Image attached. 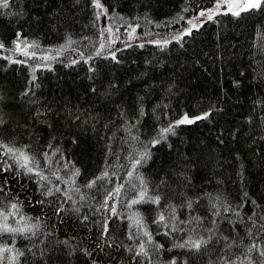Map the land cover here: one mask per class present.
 Wrapping results in <instances>:
<instances>
[{"label": "snow or ice", "instance_id": "snow-or-ice-1", "mask_svg": "<svg viewBox=\"0 0 264 264\" xmlns=\"http://www.w3.org/2000/svg\"><path fill=\"white\" fill-rule=\"evenodd\" d=\"M11 6L10 0H0V7L7 9ZM74 7L77 9L80 7L79 0H76L75 5H68L69 12H72ZM84 7L90 9L93 25L98 24L102 18L107 22L99 27V45L94 47L92 54H87L77 47L75 49L77 58L69 59L67 62L75 65L82 57L88 63V78L92 81L89 88L91 95L111 98L121 85L115 77L108 75V66L105 65L102 71L93 62L94 58H110L116 62L111 67L120 64L118 56L120 49L115 47L116 41L121 39L119 35L121 28L117 22L126 25L122 31L127 39L135 41L139 27L137 21L140 17H124L115 9L110 10L104 0H86ZM188 11L194 14L185 17L184 12ZM62 12L63 9L55 13L59 17V24L64 23ZM255 14H264V0H210L208 5L199 8L188 4L176 16L168 18L172 24L186 19V25L179 26L164 38H155L150 42L158 46L161 52L166 53L171 51L169 46L173 42H177V46L183 48L186 37L193 36L194 32L200 30L207 22L220 25L223 17L229 22L235 18V23L238 24L242 17ZM14 15L19 18L29 14L20 8ZM153 23L159 26L164 22ZM77 39L91 42L89 37ZM10 43L13 45L10 51L22 53L25 59L17 60L15 56L8 55L6 57L8 63L28 65L27 58L37 56L44 62H36L29 66L31 75L19 94L21 102H27L31 116L30 124L26 122L25 125L28 143H23L24 137L9 126V118L4 110L9 99L0 92V264H69L70 259L78 255L86 257L85 264H119L111 257L104 256V252L115 243L114 239L108 237L111 235L110 229L115 231L111 221L120 215L118 208L122 195L125 196L124 204L127 205L128 213L126 218L129 221L127 236L137 241L135 248L123 245L128 252L134 253L123 258L124 261L134 264H264V192L255 196L244 190L241 198L238 193L227 192L220 177L216 178L220 186L218 189H214L213 192H205L203 189L197 191L194 177L198 170V162L187 153H177L171 168L166 170L161 166L158 179L154 180L142 171L146 165L151 167L150 162H155V153L159 151L157 146L166 148L169 154L176 152L173 140L180 141L181 133L188 126L196 127L198 122L210 121L214 115L223 111L222 104L215 101L209 102L206 107L195 113L180 110L173 114L172 101L176 96V81L171 77L168 81L152 80L150 84L145 85L143 95L134 96L132 100L134 116L128 115L129 108L126 104L116 106L117 115L121 118L117 128H122L126 134L120 139L124 144H129L131 150L127 151V164L122 168L126 183H121L118 179L115 187L110 191L105 189L102 201L95 204L97 210H107L111 213L102 214L99 221L103 245L97 244L95 249H91L88 246L80 247L74 236L65 235L60 239L55 229L50 223L45 222L42 216L25 213L23 209L29 197L25 196L24 200H21L23 193H18L12 187L16 181H26L40 194L41 199H32L33 204H51L55 201L57 205L55 212L63 215L68 210L67 206L77 213L80 212L78 201L87 200L90 195L82 191V188L92 189L101 180H106L110 175L117 176L118 173L115 171L110 173L109 165L101 170L98 176L94 175L87 179L85 184H79L77 177L81 175L82 169L74 161L68 160L58 143L54 145L56 136L52 133L63 139L64 132L69 131L66 143L78 145L81 135L79 131H70L72 123L75 122L76 128L84 131L90 127L94 129L103 118L102 113L75 105L71 108L67 105L61 108L54 101L45 102L34 91V88L40 87L35 83L36 69L52 68L54 57L62 56L66 49L73 47L75 43L73 34L65 32L64 42L58 46L54 54L52 46L45 49L39 40H29L19 25ZM138 43L141 48L145 47L143 40ZM123 46L131 47L127 43ZM6 48L8 45L0 39V49ZM0 56H4V52L0 51ZM221 58L223 59L222 56ZM144 63L150 65L152 61L145 60ZM146 75V72L141 73L137 79H142ZM105 78L107 83H104ZM232 83L240 85L241 81L233 80ZM260 103L264 105V101ZM259 116L264 121V107L261 108ZM149 118L155 127L152 134L145 139L143 129L145 121ZM245 119L252 123L253 116L249 115ZM38 123H43L46 129L51 130L46 145L39 143V137L33 131ZM111 123L108 121L103 126L108 129ZM223 132L224 129H219L218 143H223L220 139ZM237 134L238 131H234L232 136L235 137ZM261 139H264V136ZM111 144L112 140L109 139L107 151L110 155H115ZM122 158L116 156L118 161ZM238 176L241 187L244 188L246 177L243 165ZM17 186L25 188L24 183ZM127 186H131L133 190L130 196L123 191ZM73 190L76 195H73ZM95 199L94 196L91 197L93 204ZM245 205L249 207L246 209ZM141 206L152 214L151 223L156 225L165 237L171 238L167 250L163 243L154 238ZM78 219L87 221L88 216L80 214ZM165 251L167 259L164 258Z\"/></svg>", "mask_w": 264, "mask_h": 264}, {"label": "trees", "instance_id": "trees-1", "mask_svg": "<svg viewBox=\"0 0 264 264\" xmlns=\"http://www.w3.org/2000/svg\"><path fill=\"white\" fill-rule=\"evenodd\" d=\"M104 2L110 10L115 9L124 17H140L137 21L139 27L135 41L127 39L122 31L126 25L117 22L121 28L119 33L121 39L116 41L115 47L120 49L118 52L120 64L111 67L116 62L110 58H94L93 62L102 71L107 65L108 75L115 77L121 85L111 98L91 95L89 88L92 81L88 78V63L82 57L75 65L67 62L69 59L77 58L75 52L77 47L87 54H92L94 47L99 45V27L107 22L102 18L98 24L93 25L91 11L84 7L86 0H79L80 7L78 9L74 7L72 12H69L68 5H75L76 0H10L11 7L7 9L0 7V39L8 45V48L0 49L4 52V56H0V92L9 99L4 108L9 118V126L24 137L23 143H28L25 125L26 122L30 124L31 116L27 102H21L19 94L31 75L29 66L36 62H44L37 56L27 58L28 65L8 63L6 60L8 55L15 56L17 60L25 59L22 53L10 51L13 47L10 41L14 38L18 25L22 27L24 35L29 40H39L45 49L52 46L53 54L64 42L65 32H70L75 39L73 47L66 49L62 56H55L52 68L36 69L35 83L40 87L34 88V91L45 102L54 101L61 108L65 105L70 108L75 105L102 113L103 118L94 129L90 127L84 131L77 129L75 122L72 123L70 131H79L81 135L78 145L66 143L69 131L64 132L63 139L52 133L56 136L54 145L58 143L68 160L74 161L82 169L81 175L77 177L79 184L83 185L87 179L94 175L98 176L100 171L109 165L110 173L112 171L118 173L117 176L110 175L106 180H101L92 189L82 188V191L90 195L89 199L78 201L80 212L77 213L67 206L68 210L63 215L55 212L57 206L55 201L51 204H33L32 199L40 200V194L26 181H16L12 187L18 193H23L21 200H24L25 196L29 197L24 212L42 216L45 222L50 223L55 229L60 239L65 235L74 236L80 247L88 246L91 249H95L97 244L103 245L99 221L102 214L111 213L107 210H97L95 204L102 201L105 189L110 191L115 187L118 179L121 183H126L122 168L127 164V151L131 150L129 144H124L120 139L126 134L122 128H117L121 118L117 115L116 106L126 104L129 108L128 115L134 116L135 110L132 107L134 96L143 95L145 85L150 84L152 80L168 81L169 77L176 81V96L172 101L173 114L180 110L195 113L206 107L209 102L215 101L222 104L223 111L214 115L210 121L198 122L196 127L188 126L181 133L180 141L173 140L176 152L169 154L166 148L157 146L159 151L155 153V162H150L151 167L146 165L142 171L154 180L158 179L161 166L167 170L173 166L172 161L176 160L177 153H187L198 162V170L194 177L197 191L203 189L205 192H213L214 189H218L220 186L216 178L220 177L223 180V188L229 193H238L241 198L244 190L255 196L264 192V139H261L264 136V121L259 116L261 108L264 107L260 103L264 101V54H262L264 27H261L264 25V14L242 17L238 24L235 23V18L229 22L223 17L220 25L207 22L200 30H196L193 36L186 37L183 48H179L177 42H173L169 46L171 51L164 53L150 41L164 38L169 32L187 23L186 19H182L172 24L168 18L176 16L188 4L199 8L208 5L210 0H118V2L104 0ZM20 8L25 9L29 15L17 18L14 14ZM61 9L63 24L58 23L59 17L55 15ZM193 14L192 11L184 12L185 17ZM153 21L164 23L158 26ZM77 37H89L91 42ZM140 40L144 41V48L139 46ZM125 43L131 47L125 48L123 46ZM145 60L152 63L146 65ZM145 72L146 76L137 79ZM233 80H240L241 84L235 85L232 83ZM104 83H107V78ZM249 115L253 116L252 123L245 119ZM108 121L112 123L106 129L103 125ZM154 127L150 118L145 121L143 129L145 139L152 134ZM219 129H224L220 137L223 143L217 142ZM33 131L39 137V143L46 145L51 130L46 129L43 123H38ZM234 131H238L235 137L232 136ZM109 139L112 140L111 148L115 155H110L107 151ZM116 156L123 158L118 161ZM241 165L245 169L244 188L241 187L238 176ZM19 183H24L27 191L18 187ZM123 191L129 196L133 192L131 186H127ZM73 195H76L74 190ZM93 196L96 198L94 204L91 201ZM119 200L120 215L111 221L115 231L110 229L111 235L108 237L114 239L115 243L106 248L104 256L111 257L119 264H134L123 260L134 254L128 252L123 245L135 248L137 241L127 236L129 221L126 218L128 213L127 205L124 204L125 196L122 195ZM248 207L249 205H245L246 209ZM141 211L145 212L154 238L163 243L167 250L171 238L165 237L157 226L151 223V213L142 206ZM80 214L88 216V220L78 219ZM164 258H168L167 251ZM85 261L84 255H78L71 258L69 264H85Z\"/></svg>", "mask_w": 264, "mask_h": 264}]
</instances>
